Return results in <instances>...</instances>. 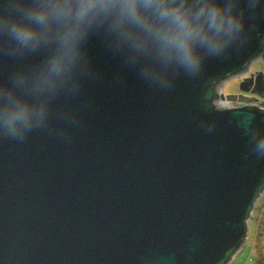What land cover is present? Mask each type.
<instances>
[{
	"label": "water",
	"instance_id": "water-1",
	"mask_svg": "<svg viewBox=\"0 0 264 264\" xmlns=\"http://www.w3.org/2000/svg\"><path fill=\"white\" fill-rule=\"evenodd\" d=\"M241 7L240 39L196 74L170 70L167 87L96 31L48 98L44 126L23 139L0 127V264L230 262L264 186V157L249 138L250 127L264 134V0ZM48 51L0 41V85ZM245 74L240 94L222 98L263 108L227 109L217 89Z\"/></svg>",
	"mask_w": 264,
	"mask_h": 264
},
{
	"label": "clouds",
	"instance_id": "clouds-1",
	"mask_svg": "<svg viewBox=\"0 0 264 264\" xmlns=\"http://www.w3.org/2000/svg\"><path fill=\"white\" fill-rule=\"evenodd\" d=\"M242 0H5L0 36L17 51L48 49L41 65L0 85V127L23 139L44 126L48 98L85 57L90 35L102 31L140 76L167 87L169 71L196 74L206 58L225 53L246 25ZM18 89H23L19 91ZM24 92L28 93L25 95ZM264 157V134L249 128Z\"/></svg>",
	"mask_w": 264,
	"mask_h": 264
},
{
	"label": "rangeland",
	"instance_id": "rangeland-1",
	"mask_svg": "<svg viewBox=\"0 0 264 264\" xmlns=\"http://www.w3.org/2000/svg\"><path fill=\"white\" fill-rule=\"evenodd\" d=\"M262 63L261 59H256L251 62L249 66V73H256L262 70ZM249 74L242 75L240 77H233L232 80L226 85L225 87V94L228 95H239L240 94V83L244 80V77H249ZM247 104H259L253 102H232L231 107H243ZM259 106V105H255ZM255 206L252 208L251 213L249 214V218L247 220V234L245 236V240L241 246V248L234 253L232 259L228 264H255L257 260V254L254 250V243L256 238V230L257 226L256 220L260 217L261 208L264 206V190L259 194L256 202L254 203ZM258 216V217H257ZM264 233V228L261 229ZM263 248H264V236H263ZM263 257H264V249H263Z\"/></svg>",
	"mask_w": 264,
	"mask_h": 264
},
{
	"label": "trees",
	"instance_id": "trees-1",
	"mask_svg": "<svg viewBox=\"0 0 264 264\" xmlns=\"http://www.w3.org/2000/svg\"><path fill=\"white\" fill-rule=\"evenodd\" d=\"M212 96V93L208 94V98H210ZM264 189V186L261 188L260 192H258V195L261 193V191ZM260 217H258V220H256V226H257V230H256V238H255V243H254V250L257 254V260L255 264H264V257H263V230L261 231V229L264 228V206L261 208L260 211Z\"/></svg>",
	"mask_w": 264,
	"mask_h": 264
},
{
	"label": "bare ground",
	"instance_id": "bare-ground-1",
	"mask_svg": "<svg viewBox=\"0 0 264 264\" xmlns=\"http://www.w3.org/2000/svg\"><path fill=\"white\" fill-rule=\"evenodd\" d=\"M259 59H261V63H262V59H263V57H260ZM262 67H263V63H262ZM232 80V79H231ZM223 88V87H222ZM222 88H218L217 89V94H218V96H219V101L221 100V98H222V96H226V94H225V90L223 91V95H222ZM224 100V101H223ZM222 101H223V105L225 104V106H226V104H229L228 102V100L226 99V98H222ZM226 108H227V106H226Z\"/></svg>",
	"mask_w": 264,
	"mask_h": 264
},
{
	"label": "built area",
	"instance_id": "built-area-1",
	"mask_svg": "<svg viewBox=\"0 0 264 264\" xmlns=\"http://www.w3.org/2000/svg\"><path fill=\"white\" fill-rule=\"evenodd\" d=\"M242 76V75H241ZM240 77V76H239ZM238 78V77H237ZM229 83V82H228ZM227 83V84H228ZM226 84V85H227ZM226 85L222 88V95H223V91L225 90V87H226ZM224 101V100H223ZM223 101H222V98H221V100H220V103L222 104L223 103ZM229 104H226V106H227V109L228 108H236V107H231V105H232V102H228ZM225 105V104H224ZM255 105H259V104H247V106H255ZM257 107H260V108H263V107H261L260 105L259 106H257Z\"/></svg>",
	"mask_w": 264,
	"mask_h": 264
}]
</instances>
